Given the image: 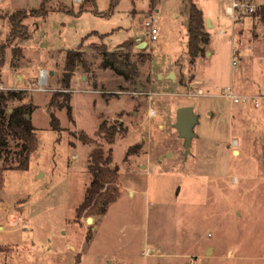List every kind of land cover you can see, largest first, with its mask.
<instances>
[{
    "label": "rangeland",
    "instance_id": "rangeland-1",
    "mask_svg": "<svg viewBox=\"0 0 264 264\" xmlns=\"http://www.w3.org/2000/svg\"><path fill=\"white\" fill-rule=\"evenodd\" d=\"M111 1L0 0V43L14 14L26 30L10 44L21 48L16 65L6 50L0 89L26 91L11 106L36 105L37 143L27 168H14L16 139L0 157V264H186L191 256L198 264H264V0L235 17L232 0H194L209 32L194 62L184 0H119L107 14ZM101 43L128 53L134 70L103 67ZM72 48L85 61L63 88ZM59 90L71 95L72 117L49 103ZM230 90L259 105L235 102ZM187 104L198 114L188 152L174 126ZM103 121L116 130L112 143ZM98 146L118 166L119 195L104 213L78 217Z\"/></svg>",
    "mask_w": 264,
    "mask_h": 264
},
{
    "label": "trees",
    "instance_id": "trees-1",
    "mask_svg": "<svg viewBox=\"0 0 264 264\" xmlns=\"http://www.w3.org/2000/svg\"><path fill=\"white\" fill-rule=\"evenodd\" d=\"M119 0H112L110 8L107 12L109 14L113 11V8ZM188 9V42L187 52L191 57V61L194 62L195 58L205 51L203 44L209 42V32L204 29V13L203 10L197 5L194 0H184ZM154 2V0H152ZM99 13V10L94 9ZM82 11L80 8L79 12ZM79 14V13H77ZM261 22L264 24V3L260 5L259 12ZM12 28L8 34V39L0 43V70L6 61V50L11 48L12 51V64L16 65L15 60L17 55L21 53L19 45L10 47L11 41L14 35L20 36L26 33V30L19 28L20 19L14 14L12 16ZM92 32H95L93 30ZM108 32L103 33L106 36ZM85 37V36H84ZM83 37V38H84ZM98 45V44H93ZM99 48L104 55L101 62L103 67H112L118 73L129 75L130 71L134 70V64L130 65V58L128 53L120 56L114 51H110L105 47L104 43L99 45ZM139 57L144 60V56L139 54ZM83 51L79 48L68 49L65 58V65L62 71L63 88L70 86V80L74 74L77 64L83 63ZM184 76L179 80V83H183ZM67 91H56L49 101L51 105H57L59 107H67V112L72 117V105L70 103L71 95L66 93ZM61 95L62 97H58ZM26 96L24 89H12L6 90L0 89V157L6 160L7 155L5 152H9L8 147L10 141L17 140L15 143L16 149L14 150V168H27L29 165L30 155L36 149V127L33 124L30 115L33 108L36 106L32 102H20L16 105H10L15 100H22ZM29 114V117L26 115ZM52 128L59 131L60 122L58 117L55 116L53 111L50 118ZM100 129L103 131L105 139L112 143L115 141L116 130L114 126L107 125L105 121L100 124ZM84 139H88L86 135ZM111 154L105 155L103 147H95L88 162V169L91 173V181L87 186L86 194L83 202L77 208V215L80 217L84 213L88 214H100L106 211V208L110 202L115 200L119 195L118 181V166H111Z\"/></svg>",
    "mask_w": 264,
    "mask_h": 264
},
{
    "label": "water",
    "instance_id": "water-1",
    "mask_svg": "<svg viewBox=\"0 0 264 264\" xmlns=\"http://www.w3.org/2000/svg\"><path fill=\"white\" fill-rule=\"evenodd\" d=\"M208 24L211 25L210 18H206ZM147 45V41H142L139 43L140 47H145ZM52 73V71H51ZM161 76V74H159ZM169 78H175V72L170 71L167 74ZM29 117V114L26 115ZM198 123V114L194 110V106L192 104L181 105L176 109V120L174 126L176 127L178 134L180 137L184 139L183 145L185 151H190V146L192 144V139L195 137L196 131L194 130V126ZM237 152V150H235ZM91 220L92 218L89 217Z\"/></svg>",
    "mask_w": 264,
    "mask_h": 264
},
{
    "label": "built area",
    "instance_id": "built-area-1",
    "mask_svg": "<svg viewBox=\"0 0 264 264\" xmlns=\"http://www.w3.org/2000/svg\"><path fill=\"white\" fill-rule=\"evenodd\" d=\"M258 8V3L255 0H232L231 4L227 5V11L232 16L235 17L236 12H252L255 11ZM145 25L148 28V33L151 35L153 39L157 38V26L156 24L151 20H146ZM235 62V61H233ZM44 71V77H42L41 72ZM48 74V70L46 68H43L40 70L39 75L42 82L46 81V77ZM2 86V85H0ZM228 96L233 99L235 102L240 101H248L252 100L254 101V105H259V101L255 99H251L246 95H238L232 90L229 91ZM20 222V221H19ZM186 264H198L197 259L194 256H191Z\"/></svg>",
    "mask_w": 264,
    "mask_h": 264
},
{
    "label": "bare ground",
    "instance_id": "bare-ground-1",
    "mask_svg": "<svg viewBox=\"0 0 264 264\" xmlns=\"http://www.w3.org/2000/svg\"><path fill=\"white\" fill-rule=\"evenodd\" d=\"M41 74H42V77L45 76V75H44V71H42ZM43 80H44V79H43ZM43 80H42V81H43ZM208 251H210V249H208Z\"/></svg>",
    "mask_w": 264,
    "mask_h": 264
},
{
    "label": "crops",
    "instance_id": "crops-1",
    "mask_svg": "<svg viewBox=\"0 0 264 264\" xmlns=\"http://www.w3.org/2000/svg\"><path fill=\"white\" fill-rule=\"evenodd\" d=\"M210 249V248H209Z\"/></svg>",
    "mask_w": 264,
    "mask_h": 264
}]
</instances>
